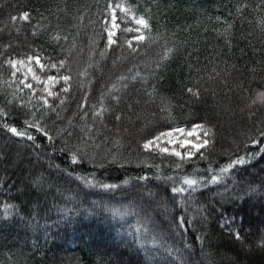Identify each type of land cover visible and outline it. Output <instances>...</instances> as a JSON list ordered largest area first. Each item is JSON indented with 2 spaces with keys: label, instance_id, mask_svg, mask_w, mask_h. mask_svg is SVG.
I'll return each instance as SVG.
<instances>
[{
  "label": "trees",
  "instance_id": "obj_1",
  "mask_svg": "<svg viewBox=\"0 0 264 264\" xmlns=\"http://www.w3.org/2000/svg\"><path fill=\"white\" fill-rule=\"evenodd\" d=\"M120 1L0 0V107L11 101L10 108L22 107L29 119L46 123L55 144L54 148L31 130L43 153L33 163L47 183L43 191L29 187L21 192L13 185L27 184L31 165L27 156L22 163L14 162V157L18 152H31L33 158L38 153L0 128V264H181V260L186 264H264V159L237 165L219 184L204 188L203 194L198 189L192 197L210 210L222 203L225 215L236 217L233 227L240 231L241 241L220 229L216 212L201 229L208 239L201 243L189 230L188 240L194 247L185 250L179 236H168L169 221L162 207L151 205L154 226L148 225L146 235L137 217L114 218L109 211L132 210L137 205L148 208L141 199L148 189L159 191L155 200H166L165 191L170 194L174 183L180 187L185 175L199 179L210 169L218 171L229 157L258 151L260 145L248 137L264 127L260 96L264 93V0H124L137 16L149 19L151 32L146 34L155 39L131 53L127 41L136 33L124 29L137 25L128 15H120L119 46L113 45L101 56L107 39L103 22L110 16L107 5ZM24 12L30 14L27 21L20 19ZM167 48L173 51L165 60L161 57ZM28 55L41 58L45 78L58 75L50 65L60 60L66 66L59 75L71 73L70 92L60 99L49 98L51 108L43 111L42 104L9 85L13 69L7 61H26ZM137 71L148 77V90L155 87L154 102L146 103L148 97L138 94L144 85L131 81ZM121 75L129 77L127 90L121 88ZM62 87L60 80L53 92L60 93ZM81 104L83 109L78 107ZM101 109V116H91ZM189 121L212 129L215 146L207 159L194 156L190 164L177 169V157L158 148L143 150L146 139L175 125L190 129ZM85 128L92 130L95 139L80 142L87 156L84 163L73 164L71 156L58 149L69 139L67 133L85 136ZM71 143L76 144V139ZM91 157L98 162L116 159L119 164L94 166ZM143 175L149 180L138 181ZM88 181L96 187H88ZM100 184H116L118 189L104 191ZM5 204L15 206L7 222L3 221ZM168 208L172 209L170 201ZM137 228L146 243L137 241ZM168 248H172L171 257Z\"/></svg>",
  "mask_w": 264,
  "mask_h": 264
},
{
  "label": "snow or ice",
  "instance_id": "obj_2",
  "mask_svg": "<svg viewBox=\"0 0 264 264\" xmlns=\"http://www.w3.org/2000/svg\"><path fill=\"white\" fill-rule=\"evenodd\" d=\"M116 7L120 8L121 12H130V8H125L120 5H117ZM107 8L113 12L112 16V27L109 28L108 26V20L104 19V32L107 35L105 49L103 52H101V56L105 55V53L112 49L113 45L119 46V38L116 37L115 32L113 31L114 28H116L115 20L116 17L114 15L115 9L111 4L107 5ZM13 20L16 19V17H12ZM21 20L27 21L30 19L29 12H24L22 16H20ZM132 19L135 22V25L137 27L135 28H126L124 29L127 33H136L132 37V39L127 41L128 48L130 49L131 53L136 54L138 53V49L143 46L144 42L146 41H153L155 38L151 37L150 35H147L146 33L151 32V25L149 19L145 18V16L141 15L139 18H137L135 15L132 16ZM262 24H264V21H261ZM133 41H135V46L133 45ZM173 49L167 48L163 54L162 59H168L170 54L172 53ZM33 59H35V62L37 65L40 66V68L43 70L46 65L41 64L40 60L41 58L36 55H28L27 60L30 62ZM50 59V58H49ZM7 63L10 65V67L13 69V78H16V70L17 65H23L25 61L23 59L16 60V59H9ZM160 64V61H156V67L158 68ZM52 68H55L57 70L58 75L57 76H51L49 75L47 77L46 81H41L35 74L32 75L33 80H37L38 83H43L45 85L44 92L47 94L48 97H55L56 99H60L61 94H68L70 92V82H71V73L64 75H59L60 71L65 68L66 62L64 60H60L58 63H51L50 65ZM153 73L155 72V69L152 70ZM28 72L31 73L32 69L29 67ZM25 80H20L19 83L24 86V88L32 89V84L27 83V75L28 73H25ZM63 81V87L60 89V93H56L51 91L52 88L55 87L59 81ZM121 88L127 90L129 89V77L128 75H121L119 77ZM131 81L142 83L144 85V88L138 89V94L140 92H143L145 96L148 97L146 100V103H152L153 96L156 92L155 87H153L151 90L147 89V85L149 83V79L147 76H141L140 72L137 71L135 75L131 76ZM135 86L134 84L132 85ZM113 89H116V86L113 85ZM119 91L118 89H116ZM188 92L196 95L198 98V93H193V90L191 88L188 89ZM262 100H264V93L260 94ZM88 97L87 94H85V101H87ZM113 100H116L117 103H119V97L113 95ZM42 100V109L46 110L51 108V105L49 104V100L46 97H41ZM163 100V98H162ZM61 104H64V100H60ZM11 104V101H5L4 106L0 107V128H2L5 133L10 134L14 138H18V141L25 142V145L27 148H34L37 150V155L33 158L31 152L26 153H17L14 157V162L16 163H22L24 161L25 156L28 158V163L31 165V167L28 170V178H27V184L24 183V181H21L20 184L13 185L17 188L18 191H23L28 189L29 187L32 189H35L37 191H43L44 185L47 183V180L45 179L44 173L37 170L35 167V164L33 163V160H35L36 163L39 162L40 156L43 155V153H39V149L42 147L41 144L36 143L37 136L34 135L33 131L35 133H38L41 137L45 138L47 142L55 148L54 144V137L51 134L52 129L46 125V123L40 122V120L36 119H29L28 114L23 111V108L21 107L19 110H16L15 108H10L9 105ZM80 109L84 108V105L81 104L78 106ZM163 111V109H161ZM104 110L101 109V112H92L91 116L93 118L99 117L102 115V112ZM89 113L87 110L84 111V117H87ZM83 118V117H82ZM116 121L121 120L120 115H116L115 117ZM191 123L190 129H185L183 127H179L178 125H175L172 127L171 131H159L158 135H156L153 139H146L143 144L142 148L145 152L151 151V146L153 144H156V147L159 148L160 153H168L169 155L175 156L178 158V162L175 164V167L177 169H180L181 166L185 163H191L192 157L198 156L200 160L207 159L208 155L211 153L212 148L215 146V141L213 138V133L211 128H205V124L203 123H196L195 121H189ZM160 127H163V125H160ZM198 130H203L202 135L201 132ZM85 136L77 135L73 137L71 133H67L69 135L68 140H64L60 147L59 151L65 154H68L71 156V162L73 164L77 163H84L85 158L87 156V153H83L80 150V142L83 141L85 144L89 142V140H94L95 137L93 136L92 130L90 128L83 129ZM173 133H180L185 138L181 139L179 141V146L182 149H185V151L182 153L180 151H176L173 149L171 152L167 147H161L158 143L162 137H172ZM189 137H193L194 139H189ZM76 139L77 143L72 144L71 140ZM248 140L251 141L252 144L260 145L258 151L249 152L246 156H240L236 155L235 158L229 157V162L225 165H221L219 167V170L216 169H210L207 176H202L199 179H193L189 178L187 175L184 176L182 185L180 187H177L175 183L170 189V194L168 190L165 191V197L166 200L157 201L154 198L159 195V191L153 192L151 189L147 190L146 197H141V199L144 200L146 204H148V208L142 207V206H135L134 209H120V208H112L109 209L112 216L114 218L124 219L126 216H135L137 217V223H143L145 233L147 234L148 225L152 224L154 226V221L151 215V205L154 203L157 207H162L164 212L167 214V218L169 221L168 224V236L171 237H180V242L183 245V248L185 250H188L190 247H194L193 244L188 240V231L191 230L192 232L196 233V240L203 243L205 240L208 239V234L206 232H202L201 229L205 228L209 224L210 217L213 215V212L218 213L216 216V223L219 224V227L221 230L226 231L229 236L235 235L236 241H241V234L240 231L235 229L233 227L236 217L235 216H226L223 211V204L221 203L220 208L211 209L206 204H201L199 201H196L192 199L193 194L197 192L198 189H201V193L203 194V189L207 188L209 185H216L219 184L222 179L225 177L226 174H229L231 170L236 168L237 165L243 166L246 164H250L252 160L261 158L264 159V127H261L258 129V132L255 136L248 137ZM207 150V151H202ZM237 150H240V147L237 146ZM244 150L247 151V145H244ZM98 155V154H97ZM77 156H79V160L77 159ZM5 158L7 159V153H5ZM47 158V157H46ZM94 166H100L103 167L104 164H113L117 163L119 164V161L116 159L113 160H105L103 162H98L95 157L90 158ZM139 167V165H137ZM120 167H123V164H120ZM40 168H43V165H40ZM138 181H148L149 177L147 175L139 176L137 177ZM88 187H96V184L88 181L86 182ZM186 186V187H185ZM203 186V187H202ZM99 187L104 191H112L114 189H118V185L116 184H100ZM261 187H264V181L261 182ZM252 191H255V189H252ZM187 193V195H183ZM178 195H182L183 198L180 200H177L176 197ZM217 195H220L219 193ZM221 201H224V197L220 196ZM168 201L172 204V209L169 210L168 208ZM14 205H4V211L5 215L3 217V221L7 222L10 219L13 218V214L10 212L11 209H14ZM191 213V215H189ZM137 235L136 239L137 241H141L146 243L144 240V235L140 233V228L136 229ZM166 239V238H165ZM153 246L157 245V239L155 236L152 239ZM210 246V242H209ZM173 248L175 245L172 246ZM167 254L169 257H171L172 254V248L166 249ZM179 251V250H177ZM181 264H186L185 261L181 260Z\"/></svg>",
  "mask_w": 264,
  "mask_h": 264
},
{
  "label": "rangeland",
  "instance_id": "obj_3",
  "mask_svg": "<svg viewBox=\"0 0 264 264\" xmlns=\"http://www.w3.org/2000/svg\"><path fill=\"white\" fill-rule=\"evenodd\" d=\"M117 5H120V6L125 7V8H129L128 5H126L123 2H121ZM117 5L113 6V8L115 9L114 15L116 17V20H115L116 28L113 29L114 32L117 29V15L118 14H129L131 16V18L134 15L131 11L130 12H121L120 8L116 7ZM112 16H113V12L110 11V19H109V25H108L109 28L112 27V23H113ZM137 18H139V17H137ZM29 67H31V69H32L31 73L28 72ZM25 73H28L26 82L32 84V86H33L32 89L24 88V86L19 83L20 80H25V75H24ZM33 74H35L41 81L47 80V78L43 77L40 66L36 64L35 59H33L30 62L28 60L25 61V63L23 65L18 64L17 70H16V78L14 79L12 77L10 82H9V85L11 87H13L15 89V91L19 92V94H25V97L27 99L41 105L42 104L41 97H46L48 100H49V98H52V97H48L47 94L44 92L45 85L43 83H38L37 80L32 79ZM24 91H26V92H24ZM51 91H53V88L51 89ZM198 131L201 132V135H202V130H198ZM184 138L185 137L180 133H173L172 137H162L160 139V141H158V143L161 147H167L170 152L173 149H175L176 151H180L183 153L185 151V149L180 148L179 141L181 139H184ZM189 139H194V138L189 137ZM151 147L152 148H158V147H156V144H153Z\"/></svg>",
  "mask_w": 264,
  "mask_h": 264
}]
</instances>
